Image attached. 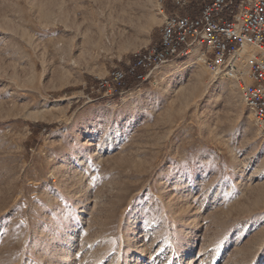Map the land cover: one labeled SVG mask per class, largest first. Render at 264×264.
I'll return each mask as SVG.
<instances>
[{"label":"rangeland","instance_id":"rangeland-1","mask_svg":"<svg viewBox=\"0 0 264 264\" xmlns=\"http://www.w3.org/2000/svg\"><path fill=\"white\" fill-rule=\"evenodd\" d=\"M173 8L0 0V264H264V136L237 83L194 55L93 93Z\"/></svg>","mask_w":264,"mask_h":264},{"label":"built area","instance_id":"built-area-1","mask_svg":"<svg viewBox=\"0 0 264 264\" xmlns=\"http://www.w3.org/2000/svg\"><path fill=\"white\" fill-rule=\"evenodd\" d=\"M158 1L174 7L159 41L99 79L93 93L118 97L151 82L165 64L198 55L212 73L237 83L264 136V0H201L198 7L194 0Z\"/></svg>","mask_w":264,"mask_h":264},{"label":"bare ground","instance_id":"bare-ground-1","mask_svg":"<svg viewBox=\"0 0 264 264\" xmlns=\"http://www.w3.org/2000/svg\"><path fill=\"white\" fill-rule=\"evenodd\" d=\"M199 76V75H198ZM124 101L127 102V100L124 98Z\"/></svg>","mask_w":264,"mask_h":264},{"label":"crops","instance_id":"crops-1","mask_svg":"<svg viewBox=\"0 0 264 264\" xmlns=\"http://www.w3.org/2000/svg\"><path fill=\"white\" fill-rule=\"evenodd\" d=\"M174 11V10H173Z\"/></svg>","mask_w":264,"mask_h":264},{"label":"trees","instance_id":"trees-1","mask_svg":"<svg viewBox=\"0 0 264 264\" xmlns=\"http://www.w3.org/2000/svg\"><path fill=\"white\" fill-rule=\"evenodd\" d=\"M130 88V87H129Z\"/></svg>","mask_w":264,"mask_h":264}]
</instances>
